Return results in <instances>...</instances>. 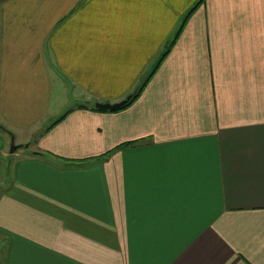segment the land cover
<instances>
[{
	"label": "crops",
	"instance_id": "1",
	"mask_svg": "<svg viewBox=\"0 0 264 264\" xmlns=\"http://www.w3.org/2000/svg\"><path fill=\"white\" fill-rule=\"evenodd\" d=\"M0 126V264H264V0H0Z\"/></svg>",
	"mask_w": 264,
	"mask_h": 264
},
{
	"label": "trees",
	"instance_id": "2",
	"mask_svg": "<svg viewBox=\"0 0 264 264\" xmlns=\"http://www.w3.org/2000/svg\"><path fill=\"white\" fill-rule=\"evenodd\" d=\"M197 7V6H196ZM196 7H194L186 16L185 18L183 19V21L181 22L180 26L178 27L176 33L174 34L173 36V39H172V42L176 40V38L179 36L183 26L185 25L187 19L189 18V16L191 15V13L194 12V10L196 9ZM166 47L165 51L158 57L157 61L152 65L150 71H149V74L147 75V77L143 80V82L134 90L133 93H131L129 95L130 99L129 101H127L126 105L122 108H126L128 107L138 96L139 94L141 93V91L143 90V88L145 87L146 83L149 81V79L152 77V75L155 73V71L157 70V68L159 67L160 63L163 61V59L165 58V56L167 55L170 47H171V43ZM94 111H97V112H100L99 110H96L95 108L93 109ZM121 110V109H120ZM61 119V118H60ZM59 119V120H60ZM58 120V121H59ZM57 121V122H58ZM0 130L3 131V132H7L4 128H2L0 126Z\"/></svg>",
	"mask_w": 264,
	"mask_h": 264
},
{
	"label": "water",
	"instance_id": "3",
	"mask_svg": "<svg viewBox=\"0 0 264 264\" xmlns=\"http://www.w3.org/2000/svg\"><path fill=\"white\" fill-rule=\"evenodd\" d=\"M130 97L128 96L125 100L119 102V103H116V104H95V109L96 110H99V111H102V112H115V111H118L120 109H122L127 101H129ZM11 147H10V154L13 155L16 153V151L20 148L19 146H16L14 144V140H13V137H11Z\"/></svg>",
	"mask_w": 264,
	"mask_h": 264
},
{
	"label": "rangeland",
	"instance_id": "4",
	"mask_svg": "<svg viewBox=\"0 0 264 264\" xmlns=\"http://www.w3.org/2000/svg\"><path fill=\"white\" fill-rule=\"evenodd\" d=\"M3 136L6 138V140H8V138L10 139V143H11V137H9L8 135H6V134H4L3 133ZM12 137H14V135H12ZM13 140H14V144L16 145V146H18V144H17V139L15 140V137L13 138ZM8 144V146H7V148H6V159H3V158H1L0 157V162H1V164H2V169H1V171L0 172H7V169H8V165H9V163L14 159V157H15V155L13 154V155H11L10 154V147H11V144ZM25 151L26 150H23V149H19L18 151H17V154H24L25 153Z\"/></svg>",
	"mask_w": 264,
	"mask_h": 264
},
{
	"label": "snow or ice",
	"instance_id": "5",
	"mask_svg": "<svg viewBox=\"0 0 264 264\" xmlns=\"http://www.w3.org/2000/svg\"><path fill=\"white\" fill-rule=\"evenodd\" d=\"M176 264H182V262L180 260H177Z\"/></svg>",
	"mask_w": 264,
	"mask_h": 264
}]
</instances>
